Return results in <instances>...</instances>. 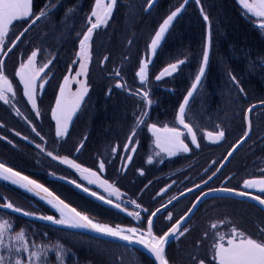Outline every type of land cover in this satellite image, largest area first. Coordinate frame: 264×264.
Wrapping results in <instances>:
<instances>
[{"label": "trees", "instance_id": "1", "mask_svg": "<svg viewBox=\"0 0 264 264\" xmlns=\"http://www.w3.org/2000/svg\"><path fill=\"white\" fill-rule=\"evenodd\" d=\"M94 3L95 0H33L34 14L47 8V16L28 29L21 37L18 47L26 48L27 53L40 49L45 53L44 56H39L40 61H51L45 72L50 79L40 102L42 124L37 125L38 129L34 126L40 130L43 139L40 141L38 138L35 141L41 146L38 148L32 142L36 137L33 128L28 124L17 128L16 132L20 135L7 131V134L0 133V161L43 183L97 222L113 227L133 223V216H129L127 212L97 201L68 182L55 180L53 177L64 178L65 175L61 174L68 172H60V162L53 160L47 153L73 158L94 171H99V163L103 161L107 179L143 208L141 220L135 223L137 229L145 231L148 217L158 203H161L157 198L154 199L155 194L169 182L177 180L180 189L167 191V197L181 192L182 188L201 183L216 171L230 149L244 136L248 107L264 101V29L256 24L254 17L245 15L237 0H199V3L190 0L186 4L184 0H159L150 11H147L146 7L148 0H120L109 26L99 30L93 38L94 57L88 74L90 93L76 112L66 137L58 138L51 120L52 109L64 77L76 69L77 63L74 61L79 40L85 32ZM182 4L183 9L169 25L162 43L155 53L151 54L148 68L149 85L145 88L149 94L148 99L151 100V105H148L142 95L135 94L137 90L142 92L143 88L136 80V73L143 58L148 54L151 38L171 12ZM205 15L208 17L207 21L204 19ZM26 27L28 24L24 29ZM208 39L211 41L208 69L185 112V121L195 131L199 147L192 144L189 153L166 158L161 165L148 163L152 137L147 125L170 124L177 127L179 105L191 90L195 76L199 74ZM106 56L104 62L103 58ZM179 61L184 63L178 72L164 80H156L155 77L165 67ZM117 71L119 76H116ZM233 76L235 81L231 79ZM114 81L124 84L125 87H115ZM129 91L133 94L130 95ZM144 111L148 113L146 123L137 128V134L131 144L137 145V151L126 166V160L121 158L125 151L124 145L128 143L135 120ZM252 123L253 133L250 140L211 186H218L220 182L225 181L228 186L233 187L229 182L232 178L227 180L233 174L237 180L262 175H256V170L247 169L259 163L261 143L264 155V107L254 111ZM220 130L225 133L221 143L211 145L203 138L206 131L217 133ZM31 134L34 135L33 139ZM255 141H258V147L250 149V145ZM114 148L118 150L116 154L113 153ZM236 161L240 163L234 166ZM11 198L20 199L23 205L26 204L32 209L31 213L51 215L57 219L60 217L59 213L29 193L0 179V204L11 201ZM212 200L237 201L242 205L248 204L261 209L251 202L228 197L214 198L206 203ZM81 205L84 209L80 208ZM126 205L130 207L133 204ZM128 207L125 208L130 211ZM1 212L15 218L19 224L31 225L30 232L34 233V236L30 234V239H35V243L41 240L44 243H54L56 231L111 243L87 234L58 229L5 211ZM216 214L220 221L234 219V222H251V217L245 218L241 210L239 213L233 212L230 216L225 213ZM224 214L225 216H222ZM164 216L163 214L159 217L158 223L171 224L162 220ZM262 224L264 225L263 209ZM33 225L36 228H33ZM158 227L159 230H156L155 234L162 235L166 232L164 229L169 226ZM46 234L50 236L48 240ZM111 244L133 252L125 254L126 260L118 257L120 264H154L153 259L146 253L120 244ZM192 246L194 245H190V248ZM72 248L76 249L74 246ZM180 250L179 240L169 247L166 257L169 258L170 264H182ZM82 254L75 250V255L68 257L66 264H77L71 262V259L75 257L76 261H80L83 259Z\"/></svg>", "mask_w": 264, "mask_h": 264}, {"label": "snow or ice", "instance_id": "2", "mask_svg": "<svg viewBox=\"0 0 264 264\" xmlns=\"http://www.w3.org/2000/svg\"><path fill=\"white\" fill-rule=\"evenodd\" d=\"M188 0H184L186 4ZM199 3V0H196ZM116 0H109L108 3H105L104 0H95V5L93 10L88 17L89 27L87 31L83 34L82 38L79 40V52L77 53V59L79 62V71L76 72V77L81 75H87V62L90 60V41L93 35L94 30L100 28L102 25H106L108 19L111 16L112 8ZM239 5L242 8V11L245 12V15L251 14V16L260 18L262 22L259 27L264 29V0H238ZM33 0H0V53H3L4 56H7L13 48L16 46V42L28 31V29L33 26L41 18L47 16V8L42 9L39 13L33 14L32 11ZM184 5L182 4L180 8H177L175 11L163 21L159 30L155 33L154 38L151 40L150 48L153 53H155L157 46L160 44L161 38L168 30L169 25L173 19L177 16L179 12L183 9ZM95 18L93 21L92 18ZM29 18L30 21H29ZM204 19L207 21V15L204 16ZM29 21L28 27L24 29L19 35L15 37V40L12 42V47H9L7 51H4V45L6 37L9 34L10 28L14 25V22ZM38 55V50L32 51L31 55L28 56L26 63H20L18 70L15 73V76L19 78L20 84L23 86V94L31 102L32 108L36 109V93L38 90L37 80H43L44 77H41V73L48 68L51 61L43 64L39 68L35 65V60ZM107 59V57L105 58ZM209 60V50L206 46L203 51V64L199 69V74L195 76V82L191 85V90L187 92V95L184 97L183 102L179 105L178 113L176 120L179 125H182L184 129L187 130L188 136L191 137V144L199 147L197 143V135L193 128L186 123L185 121V106L189 103V98L193 96V91L197 89L198 85L201 82V78L205 73V67L208 64ZM77 61H74V63ZM184 61H179L178 63H173L165 67L159 75L155 78L160 80L162 77L170 76L172 73L177 71L178 64H182ZM4 60L0 59V101L4 103H9L8 94H11L12 97H15V91L13 84L7 78L3 70ZM147 67L148 61H142L139 70L136 75L139 77L141 83L143 84L147 80ZM47 75V73H45ZM119 71L116 72V76H119ZM235 81V77H231ZM80 84V88L71 93L68 91L70 78L69 76L64 77L63 84L59 87V95L55 101V107L52 110V116L56 120V136L60 137L66 134L68 122L72 119L73 114L79 109L81 102L83 101L85 95L88 92V87L82 81L77 80ZM44 84L40 83L39 88L43 89ZM117 88H124L125 85L117 83L115 85ZM242 91V89H241ZM129 94H133L129 91ZM137 95H142V99L147 101L148 105H151V100L148 99V92L137 90L135 93ZM250 108L248 111L250 112ZM17 114L19 115V110L17 109ZM39 112L37 111V116ZM148 113L146 111L141 112L139 117L135 120V126L132 129L128 137V143L124 145L125 151L135 152V147H130L132 144L133 138L137 134V128L140 125L146 123V117ZM148 131L154 137V144L159 152L166 153L168 156H174L177 153H187L190 151L188 143H185L182 136L184 133L177 127H158L156 124H148ZM35 132L36 129L33 128ZM38 136L39 132L36 133ZM16 135H20L16 133ZM212 142H217L221 140L225 133L223 130H220L217 133L206 132L204 134ZM247 136V133H245ZM25 139H27L25 137ZM43 139V137H41ZM82 146V145H81ZM37 147H41L37 145ZM43 151V149H41ZM235 150V149H234ZM79 151V149H77ZM115 152L116 149L114 148ZM159 154V153H157ZM233 153L229 152L228 156H231ZM47 155L53 160H59L60 163L66 164L71 168L76 169L81 173L83 179L88 181V184H95L99 188L103 189L107 196L97 192L92 191L88 187H84L82 184L77 183L75 180L69 181L74 184L77 188L82 189L85 193H88L90 196L94 197L96 200L101 201L106 205H110L113 208L119 209L120 211L127 212L129 216H134L136 219L140 218L139 212L128 211L127 208L122 207L121 203L115 202L110 197H115L117 201L121 199V194L118 188L113 184L109 183L108 180L102 179L96 171H93L88 168H83L80 164L69 159L68 157H59L53 155L52 152H48ZM127 161H131V155L126 157ZM149 163H151V158H149ZM105 164L103 161L99 163V170L103 171ZM219 170V169H218ZM264 171V170H262ZM215 175V173H213ZM0 179L10 181L14 185H18L21 188H24L28 192H32L37 196H40L41 193L45 195L41 196V199L47 201L48 204L52 205L60 213V218L57 219L54 216H39L37 219L49 221L52 224L57 225H66L71 228L78 229H88L99 235L112 237L119 239L121 241H126L129 244H140L142 245L150 254H152L156 261L159 264H169L168 259L165 254V247L168 244L171 238L176 237L177 235L183 236L188 229L183 227L184 221L187 219V216H182L177 220L168 231L164 232L162 235H156L153 231V219L152 217L160 211L157 209L156 212L151 213L147 219V229L146 231H141L136 227H121L116 225L115 227L108 224H103L97 222L90 218L88 215L77 211L76 208L71 207L69 204L65 203L58 196H55L52 192L49 191L43 184L37 183V181L29 179L27 176L21 175L20 172L13 171L12 168L6 167L4 164L0 163ZM63 179V178H62ZM211 179V177H209ZM207 183V182H205ZM199 187V185H197ZM243 187L245 189H255L259 194H253L249 191H235L233 189L223 188L217 189L214 191H223L243 197H247L251 200L257 201L261 206H264V177L259 179H247L243 182ZM191 191V189H189ZM132 204H135L137 208L141 206L136 204L135 201H131ZM171 203V201H169ZM166 207V205L164 206ZM196 205H193L195 208ZM0 208L11 210L12 212L22 213L24 216H35L34 213H29L19 207H16L11 202H6L3 205H0ZM146 211V209H145ZM191 212V209L189 210ZM168 219L171 220V214L168 215ZM212 229H217L218 225L213 223L210 225ZM13 231L12 223L7 219H0V264H47L46 256L48 248L46 246H36L33 245V250H30L29 242L26 239V232L24 229H21L18 232H15L14 235H11ZM264 233V229L260 230ZM207 233L205 236L207 237ZM7 241V243H6ZM15 242V245H14ZM57 249H62L61 245L54 246ZM212 252L211 260L214 264H264V239H256L250 235H247L244 231L239 230L235 226H232L229 231L220 232L216 231L214 233V238L212 240L211 248ZM14 253L15 257L9 255L6 262V256L4 253ZM27 253L26 257H23L21 254ZM62 251L57 255V260L59 261L62 258ZM198 264H205L204 260H199Z\"/></svg>", "mask_w": 264, "mask_h": 264}, {"label": "rangeland", "instance_id": "3", "mask_svg": "<svg viewBox=\"0 0 264 264\" xmlns=\"http://www.w3.org/2000/svg\"><path fill=\"white\" fill-rule=\"evenodd\" d=\"M151 0H148V3H147V6L149 5ZM238 1V0H237ZM105 3H108L109 0H104ZM120 2V0H116V3L114 4L113 8H112V12H111V16L110 18L108 19L107 21V24L106 25H102L100 28L94 30L93 32V35H92V38H91V41H90V60L87 62V75L84 76V75H81L79 77H76V72L79 71V62H78V59H77V53L79 52V48H78V51L76 53V63H77V66H76V69L69 72L67 74V76H69L70 78V83H69V88H68V91L71 92V93H74L76 92L79 88H80V84H78L76 81L79 80V81H82L86 84V86L88 87V92L87 94L85 95L83 101L81 102V105L83 104V102L85 101L86 97L89 95L90 93V90H91V87L89 86V83H88V74H89V71H90V68H91V65H92V62H93V57H94V53H93V38H94V35L95 33H97L99 30H102L104 28H107L109 25V22L111 21L112 19V16H113V13L115 11V8L117 7L118 3ZM251 2V0H250ZM95 5V3H94ZM94 7V6H93ZM32 11H33V5H32ZM34 14V12H33ZM91 14V13H90ZM251 16V14H248ZM90 16V15H89ZM253 17V16H252ZM256 24L259 26L260 23L262 22V20L260 18H256ZM31 18H29V21H30ZM93 21L95 20V18L93 17L92 18ZM29 21H25V25L26 24H29ZM15 23V22H14ZM23 26V27H24ZM89 23H88V19H87V23H86V26H85V32L87 31V28L89 27ZM160 28V27H159ZM159 30V29H158ZM22 32V29L20 30V33ZM84 32V33H85ZM83 33V34H84ZM83 36V35H82ZM155 36V35H154ZM154 36L151 38V40L154 38ZM132 37H134L132 35ZM82 38V37H81ZM151 43V41H150ZM150 45V44H149ZM38 50V55L36 57V60H35V65L37 68H39L40 66H42L43 64L45 63H48V61L46 62H41L40 61V58L39 56H41L43 53L41 52L40 49H36ZM34 51V50H33ZM32 53V51H30L29 53H26V59L22 62V63H26L27 62V58L28 56H30ZM45 54V53H44ZM43 54V56H44ZM151 54H152V51H151V48L149 46V49H148V54L146 57L143 58V61H148V67H147V80L146 82H144L143 84L141 83L139 77L137 76V81L138 83L141 85L142 84V91L145 90V88L148 87L149 85V78H148V68H149V62H150V59H151ZM107 57V56H106ZM105 57V58H106ZM105 58H103V61L105 62ZM178 63V62H177ZM183 64V63H182ZM182 64H178V68H177V71L180 69L181 65ZM50 65V64H49ZM141 66V65H140ZM49 67V66H48ZM176 72L172 73L175 74ZM160 74V73H159ZM170 75V76H172ZM170 76H165V77H162L160 80H157V81H161V80H164L165 78L167 77H170ZM50 79V76L49 75H45V80L43 79V84H44V87L43 89L45 90L46 86H47V82L48 80ZM118 83V81H114V86ZM40 89H38L39 91ZM146 91V90H145ZM38 94V92H37ZM81 105L79 108H81ZM79 110V109H78ZM74 116H72V119L68 122V126H67V132L65 135L63 136H60L58 138H65L69 129H70V126L75 118V114H73ZM53 119V124L55 126V131H56V120L54 118ZM178 124V123H177ZM158 127H164L165 125H157ZM168 127H174L172 125H167ZM177 128H179L183 133H184V136H182V139H184L185 143H188L189 144V147H190V150L192 148V144H191V140L187 134V132H185L184 130H182L178 125H177ZM208 132V131H206ZM204 132V134L206 133ZM214 133V132H213ZM151 134V133H150ZM215 134V133H214ZM55 135H56V132H55ZM57 137V136H56ZM151 137H152V140L150 142V150H149V156L147 158V161H149V158H151V163H157V164H160L163 162L164 159L166 158H173L174 156H178L180 154H184V153H177L176 155L174 156H168L166 153H161L159 152V149H157L155 147V144H154V137L152 136L151 134ZM203 138L205 139V141L208 143V144H218V143H221L223 141V138L217 142H212L210 139H208L205 135H203ZM258 141H255L252 145H250V149H253V148H256L258 147L256 145ZM263 145V144H262ZM130 147H135V152H131V151H124L123 154H122V160L125 161L126 160V166L128 165L129 161H127L126 157L131 155L132 159L133 157L135 156L136 154V151H137V145H131ZM118 152V150L116 149V151L113 153L116 154ZM159 153V154H157ZM189 153V152H187ZM62 157H66V156H62ZM69 158V157H68ZM73 161H75L73 158H69ZM239 160H241V158H239ZM59 161V160H58ZM76 162V161H75ZM237 162V161H236ZM78 164H80L83 168H87V167H84V165H82L81 163L79 162H76ZM149 163V162H148ZM240 163V161H238L237 163H234L233 165L234 166H237L238 164ZM60 164V167H61V171L62 172L63 170H66L68 173L67 174H61V175H65L64 178H67L69 180H75L77 183L79 184H82L84 187H88L90 188L91 190L93 191H97L105 196H107V193H105L103 191V189L99 188L97 185L95 184H88V181L83 179L82 175L80 172H78L76 169L74 168H71L69 167L68 165L66 164H62V163H59ZM65 168V169H64ZM256 170V175H260L262 174V177H264V155H262V165H260V163L258 164H255L253 167H248V171L249 170ZM94 171V170H93ZM64 172V171H63ZM98 173V175L102 178V179H106L109 181V183L113 184L109 179H107V177L105 176L106 174V170L104 169L103 171H96ZM66 173V172H65ZM142 173H144L142 171ZM60 174V173H59ZM118 174V173H117ZM68 176V177H66ZM228 179V178H227ZM255 179H259V178H255ZM176 182H170V185L171 186H174ZM114 185V184H113ZM115 186V185H114ZM116 187V186H115ZM118 188V187H116ZM119 189V188H118ZM154 190V189H153ZM151 190V191H153ZM120 194H121V199L119 201L116 200V198L113 196V197H110V199H113L115 202L117 203H121L123 204L125 207H128L126 204L127 203H131V200L132 201H135L133 199H131L126 193H124L122 190H120ZM167 187L163 188L162 190H160L159 193L155 194L154 195V198H157L158 200H160L161 202H166L170 197H167ZM173 191V190H172ZM149 195V193L147 194V196ZM171 196V195H170ZM13 197V196H12ZM74 199V198H73ZM72 199V200H73ZM8 200V199H7ZM19 200V201H18ZM129 200V201H128ZM7 202H11L13 203V205L15 206H19V208H23L25 211H30L32 212L31 208L26 206V204H22L20 202V199L18 198H11V201L8 200ZM136 202V201H135ZM78 204V202H76ZM136 204H138L136 202ZM23 205V206H22ZM218 206V208H217ZM82 207V209H84V207L81 205L80 208ZM235 208V210H234ZM128 209H130L131 212H139L140 214V218L139 219H136L134 216L132 217L133 218V223H129L128 225H123L121 227H136L137 228V225L135 223V221H140L141 220V214L140 211L138 210H141V208H137L135 206V204H133L132 206L128 207ZM143 209V208H142ZM237 209V210H236ZM245 211V209H251L253 212L252 214H258V208L256 207H252V206H249L248 204H240V202L238 203L237 201L236 202H230L228 200H212L208 203H206L204 205V207L202 208V210L200 211L199 215L197 216L196 220L194 221V224H204L205 226H202L201 228H199L198 230L196 231H193V233L191 232V235H192V238L191 240H196L198 241L200 235L202 234V232H205L206 230H201V229H205L207 228V225L206 224H213V223H216L217 225L221 223L220 220H218L217 218V212H218V215L219 213L220 214H227V215H231L233 212H236V213H239V210H243ZM255 209V210H254ZM145 210V209H144ZM3 211V210H1ZM0 211V219H7L9 220L12 225H13V231L11 233V235H14L15 232H18L20 231L21 229H24L25 232H26V239L27 241L29 242V247H30V250H33V245H36V246H46L49 250L47 252V256H46V260H47V264H66L67 262V259L68 257H72L73 255H75V250H78L80 251V253L82 252V256H83V259H80V261H76L77 258L74 257V259H71V262L73 263H77V264H120L118 263V257H121L123 258V260H126V256L125 254H127L128 252H132V250H128V249H125V248H122L121 246H116L114 244H111V243H106V242H101V241H98V240H95L93 238H86V237H80V236H75V235H72V234H69V233H66V232H61V231H56L55 232V236H54V243H47V242H37L35 243V239L32 240L30 239L31 235L30 234H33L34 236V233L30 232V229H31V225H27L26 223H23V224H19V222H17V220L11 216H8L7 214L3 213ZM176 210L175 209H172L171 210V213H167L165 214L164 217H162V220H169L168 219V215L171 214V216H173V213L175 212ZM150 214V213H149ZM175 214V213H174ZM222 215V216H225ZM60 218V217H59ZM58 218V219H59ZM228 218V217H227ZM220 222V223H219ZM263 225V224H262ZM35 226L33 225V228ZM36 228V227H35ZM208 228H210V226H208ZM146 231V230H145ZM189 232V230H188ZM187 232V233H188ZM264 233H262V238H264ZM36 235V233H35ZM46 240H48L50 238V236L48 234H46ZM41 239V238H40ZM201 239V238H200ZM45 240V241H46ZM7 243V241H6ZM14 245H15V242H14ZM56 245H61L62 246V249H57L55 248L54 246ZM76 245V246H75ZM76 247V249L72 248V247ZM188 249L190 250V252L187 253V256L188 257H192L193 255H195V250L196 248L194 246H192L191 248L188 247ZM62 251L63 255H62V258L58 261L57 260V255L59 254V252ZM133 253V252H132ZM5 256H6V262H7V258L9 255L15 257V253L14 251L12 253H4ZM23 257H26L27 256V253H23L21 254Z\"/></svg>", "mask_w": 264, "mask_h": 264}, {"label": "flooded vegetation", "instance_id": "4", "mask_svg": "<svg viewBox=\"0 0 264 264\" xmlns=\"http://www.w3.org/2000/svg\"><path fill=\"white\" fill-rule=\"evenodd\" d=\"M24 25H25V21H22V22L18 21V22H15L14 25L10 28L9 34L6 37V40H5L4 51H7V49L9 47H12V42L15 40V37L20 34V30L24 29V27H25ZM20 40H21V38H20ZM20 40L16 42V46L13 48V50L10 53H8L7 56H4L3 53H0V59L4 60V65H3L4 73L7 76V78L10 80V82L13 84V88H14V91H15V97L14 98L12 97L11 94H8L9 103L6 104L3 101H0V131H1L0 133H6V131H7V133H10V132L18 133V132H16L17 128H22L23 126H26V124L31 126V128H34V126H35L38 129L37 125H41L42 124V116H41V111H40L41 110L40 102H41V96H42V94L44 92V89H40L39 88V84L43 83V80H40L39 78L37 80V87L40 90L39 91L37 90L38 94L36 93V96H35L37 107H36V109H33L32 105H31V102L23 94V86H22V84H20L19 78L15 76V73L18 70L20 63H22L26 59V53H27V49L26 48L18 47V45L20 44ZM46 70H47V68L44 70V72H42L40 74L41 77H44V80H45V72H46ZM58 95H59V93H58ZM54 107H55V104H54ZM54 107H53V109H54ZM17 109L19 110V113H20L19 115L17 114V111H16ZM37 111L39 112L38 116H37ZM76 112L74 114H76ZM52 118H53V116H52V113H51V120L53 122ZM33 122H34V125H33ZM37 129H36L35 132L33 131V134L35 135L36 138H34V141H32L36 146L38 144L35 141H37L38 138L41 141V135H42L40 130H37ZM37 132L40 133L39 136L36 134ZM33 134H31L32 139L34 137ZM190 140H191V138H190ZM260 149H261V151H260V155H259V157H260L259 163H260V165H262V143L260 144ZM1 163H3V162H1ZM3 164H5V163H3ZM219 176L211 184H213L219 178ZM261 177H262V175H260L259 177H254V178H261ZM230 178H232V181L230 180L229 182H231V185L233 187L228 186V184H226L225 181L220 182V184L218 186H211V184H210L205 189H203V190H201L199 192H196V193H194V194H192V195H190V196L178 201L171 208H169L168 210H165L164 212H162L157 217V219L154 222V233H155L156 230H159L158 229L159 225H161V228L163 226H169L167 229L163 228L164 230L167 231L178 219H180L183 215H185L188 212V210L193 205L194 201L205 190L213 189V188H220V187L222 188L223 187V188H230V189H235V190H239V191H249V192H252L253 194H259L255 189H245L243 187V182L245 180H247V179H243V180L234 179L235 178V174L231 175V177L229 176L228 179H230ZM254 178H248V179H254ZM174 182H176L174 186H171L170 182L165 186V187H167L168 192H170L173 189L174 190H177V189L179 190L180 189V188H178L179 187V181L177 180V181H174ZM195 186L196 185H194L192 187H195ZM192 187H188V188H184V189L182 188L181 192L176 193L174 196H170V198L166 202L158 203V206L156 207L155 210H157L161 206H163L166 203H168L171 199H173L174 197H176L180 193H182L185 190L190 189ZM218 198H221V197H218ZM262 198H264V197H262ZM212 199H214V198H212ZM209 200H211V199H209ZM207 201H205L204 203H206ZM204 203L201 204V206L198 208V210L195 213V215L188 222V224L184 227V228H187L189 230V232L187 231L188 233L186 232L183 236H179L178 235L177 238L171 244V245H173L177 240H179V245H180V248H181V250H180L181 256L180 257H181V263L182 264H198L199 260H201V259L205 261V264H214V262L211 260L212 252L210 250L211 244H212V240L214 238V233L216 231H220V232L229 231L232 226H235L239 230L244 231L247 235H250L253 238L264 239V238H262V232L260 231L261 229H264V225H262V209L258 208L257 209L258 210V214H252L253 211L251 209H245V211H244V209L241 210L243 212V215H244L245 218H247L248 216L251 217L250 218L251 222H246L245 220H243L242 223L241 222H236V221L234 222V219H230L229 221L222 220L221 223L219 222L220 224H218V228L217 229H212L211 227L208 228V226H210L211 224H206L207 228L201 229V230H206L205 232H203L204 234L200 235L198 241H196V240L192 241L191 240V238H192L191 232L193 233V231H196L199 228H201L202 226H205L204 224H194V221L196 220L197 216L199 215L200 211L202 210V205ZM121 205H122V207H124L123 204H121ZM130 206H132V205H130ZM140 208H141V210H140V212H141L142 211V207H140ZM171 209H175L176 210L174 212L175 214L173 213L172 219L171 220H166V222H171V224L170 223H168V224L166 223V225H163L162 223H158L159 217L161 215H163V214L165 215L167 213H171ZM241 216H240V218H242ZM146 229H147V226H146ZM205 233L208 234L207 237L205 236ZM190 245H194V247L196 248L195 255H193L191 258L187 256V253L190 252V250L188 249V247H190ZM168 250H169V248H168Z\"/></svg>", "mask_w": 264, "mask_h": 264}, {"label": "water", "instance_id": "5", "mask_svg": "<svg viewBox=\"0 0 264 264\" xmlns=\"http://www.w3.org/2000/svg\"><path fill=\"white\" fill-rule=\"evenodd\" d=\"M159 0H151L148 7H147V11H150L151 9H153V7L158 3ZM190 0H188L189 2ZM167 32V31H166ZM166 32L165 34L163 35V37L161 38V41H160V44L162 43L165 35H166ZM159 44V45H160ZM159 45L157 46V48L159 47ZM208 50H209V60H210V53H211V41L210 39H208ZM209 60H208V64L206 65L205 67V73L204 75L202 76L201 78V82L200 84L198 85L197 89L193 91V96L189 98V103L185 106V112L186 110L188 109L190 103L192 102L193 98L195 97L196 93L198 92L203 80H204V77L206 75V72H207V69H208V65H209ZM264 107V101L262 102H257V103H254L252 105H250L246 111V114H245V126H246V131L245 133H247V136H244L230 149L229 152H232L233 154L231 156H228V153L227 155L225 156V158L223 159V161L220 163V165L218 166L217 170L214 172L215 175H210L209 177H211V179H209V177L203 181L202 183L198 184L199 187H197V185L195 187H192L190 188L191 191H189V189L185 190L184 192L180 193L179 195H177L176 197H174L173 199H171V203H166V207H164L165 205L161 206L160 208V211L156 214V216L152 217L153 219V231H154V222L155 220L157 219V217L162 213L164 212L165 210H168L169 208H171L174 204H176L178 201L196 193V192H199L203 189H205L207 186H209L224 170L225 168L229 165V163L232 161L233 157L236 155V153L250 140L251 136H252V133H253V123H252V115L254 113L255 110L259 109V108H263ZM252 109L250 112L248 111L249 109ZM178 123V122H177ZM178 126L185 130L187 132L186 129L183 128L182 125H179ZM190 137V136H189ZM191 138V137H190ZM235 149V150H234ZM1 163V162H0ZM3 164V163H2ZM5 165V164H4ZM6 167H9L7 165H5ZM11 168V167H9ZM13 169V168H12ZM219 169V170H218ZM13 171H17L15 169H13ZM19 172V171H17ZM21 175L23 176H27L29 177V179H32V180H35L34 178L20 172ZM55 180H62V181H65V182H68L70 183L69 179H65V178H60V177H53ZM37 181V180H35ZM10 182V181H8ZM207 182V183H205ZM11 183V182H10ZM37 183L39 184H43L39 181H37ZM12 184V183H11ZM72 184V183H70ZM14 185V184H13ZM44 185V184H43ZM73 186H75L74 184H72ZM17 186L18 188L24 190L25 192L29 193L30 195H32L33 197H35L36 199H38L39 201L43 202L44 204H46L47 206H49L50 208H52L53 210H55L57 213H59L55 208L52 207V205L48 204L46 200L44 199H41V196L45 195L44 193H41L40 196H37L35 195L34 193L32 192H28L27 190H25L24 188H21L19 187L18 185H15ZM46 188L49 189L50 192H52L55 196H58L60 199H62L65 203L69 204L71 207H74L73 205H71L69 202H67L65 199H63L62 197H60L57 193H55L52 189H50L49 187H47L46 185H44ZM76 187V186H75ZM77 188V187H76ZM79 190L82 191V189L78 188ZM217 189H223V187L221 188H213V189H208V190H205L203 191L199 196L198 198L194 201L193 205L195 204L196 207L193 208V205L191 206V212H188L183 215V216H187V219L184 221V224H183V227H185L188 222L192 219V217L195 215V213L197 212L198 208L201 206L202 203H204L205 201L209 200V199H212V198H218V197H228V198H237V199H241V200H245V201H248V202H251L255 205H257L258 207H260L261 209L264 210V206H261L257 201H254V200H251L247 197H243V196H239V195H235V194H231V193H227V192H223V191H214V190H217ZM230 189V188H228ZM235 190V189H233ZM237 192H239V190H235ZM84 192V191H82ZM85 193V192H84ZM87 195H89L88 193H85ZM90 196V195H89ZM92 197V196H90ZM94 198V197H92ZM95 199V198H94ZM98 201V200H97ZM101 202V201H100ZM102 203V202H101ZM104 204V203H103ZM0 205H3V204H0ZM106 205V204H105ZM110 206V205H108ZM76 208V207H74ZM77 209V208H76ZM0 210H3L5 212H8V213H11L13 215H16V216H19V217H22L24 219H27L29 221H33V222H38V223H42V224H46V225H49V226H52V227H55V228H58V229H62V230H67V231H72V232H77V233H83V234H87L89 236H92V237H95V238H98V239H101V240H104V241H108V242H111V243H116V244H120V245H123V246H126V247H129V248H133V249H136L138 251H141L143 253H146L147 255H149L153 261H154V264H159L158 261L155 260L154 256L152 254H150L142 245L140 244H129L128 242L126 241H121L119 239H116V238H112V237H107V236H102V235H99L91 230H88V229H78V228H71V227H68L66 225H57V224H52L51 222L49 221H44V220H40V219H37L36 217H39V216H45V215H38V214H35V216H24L22 213H16V212H12L11 210H7V209H3V208H0ZM77 211H79L77 209ZM28 212V211H27ZM81 212V211H80ZM156 212V210L154 211ZM31 213V212H29ZM60 214V213H59ZM179 220V219H178ZM172 227V226H171ZM168 231V230H167ZM178 236V235H177ZM174 237V238H171L168 242V244L166 245L165 247V254L167 253V250L168 248L170 247V245L172 244V242L177 238ZM167 258V257H166ZM170 264V262H169Z\"/></svg>", "mask_w": 264, "mask_h": 264}]
</instances>
